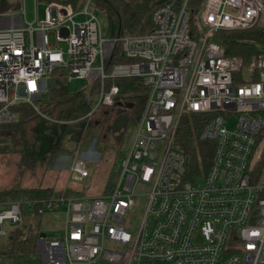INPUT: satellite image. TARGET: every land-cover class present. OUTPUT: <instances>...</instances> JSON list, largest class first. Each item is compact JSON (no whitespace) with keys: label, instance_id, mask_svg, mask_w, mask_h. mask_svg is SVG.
I'll return each instance as SVG.
<instances>
[{"label":"built area","instance_id":"built-area-1","mask_svg":"<svg viewBox=\"0 0 264 264\" xmlns=\"http://www.w3.org/2000/svg\"><path fill=\"white\" fill-rule=\"evenodd\" d=\"M93 1L82 10L50 4L41 22L26 23L20 10L0 14V125L15 122L11 108L20 105L49 120L39 103L52 73L64 70L67 83L99 88L83 120L114 106L119 90L107 80L141 79L149 91L136 138L108 193L0 203V238L22 227L24 206L63 208L62 229L38 235L42 264H264V57L226 58L211 41L264 26V0H203L194 32L191 0H164L147 34L114 38L103 36ZM116 50L125 63L107 70ZM185 118L212 149L192 180L175 143ZM71 168L89 175L79 156Z\"/></svg>","mask_w":264,"mask_h":264},{"label":"trees","instance_id":"trees-1","mask_svg":"<svg viewBox=\"0 0 264 264\" xmlns=\"http://www.w3.org/2000/svg\"><path fill=\"white\" fill-rule=\"evenodd\" d=\"M50 4H70L74 9L80 0H39ZM108 17L109 37L141 35L151 29L150 18L153 11L161 6L164 0H97ZM191 28L194 32L193 20L201 10L203 0H191ZM20 0H0V14L19 11ZM123 26L127 28L124 30ZM211 41L220 46L224 57H240L249 61L253 56L264 57V26L254 27L246 31H222L215 33ZM125 63L116 50L109 60L110 66ZM66 72L57 70L52 73L47 94L40 100V111L49 118L42 119L31 107L20 105L11 108L16 113L13 123L0 125V154L17 153L21 160L19 167L22 171L34 170L38 164L48 167L54 159L66 152L68 143L77 145L86 127L83 117L94 104L92 98L98 92L97 83L89 91L71 92L67 86ZM107 87H118L119 94L112 108L102 112L103 129H106L116 119L118 111L123 110L129 121L138 124L144 109L148 87L138 78L109 79ZM103 110V109H102ZM113 117L110 118L111 112ZM56 121V122H53ZM197 121L190 122L185 118L181 122L175 143L177 148L189 157V173L187 179L194 178L197 172L198 160L205 166L209 163L212 149L207 144L198 142L200 132ZM106 139V136H103ZM114 176L110 175L104 193L110 191ZM81 193L70 189L55 192L50 189H12L0 192V203L3 202H41L52 197H79ZM38 233L28 234L27 230L16 229L7 235L6 242L0 243L1 255H31L35 253Z\"/></svg>","mask_w":264,"mask_h":264},{"label":"rangeland","instance_id":"rangeland-1","mask_svg":"<svg viewBox=\"0 0 264 264\" xmlns=\"http://www.w3.org/2000/svg\"><path fill=\"white\" fill-rule=\"evenodd\" d=\"M84 1L85 0H80L76 4L78 10L83 9L82 6H84ZM19 10L24 11L26 23L34 22L35 15L41 22V20H44L46 17L48 5L44 2H40L39 0H20ZM89 11L97 16L101 25L103 36L108 38L110 35L106 11L99 7L97 0L92 2ZM150 24H152L151 19ZM123 28L124 30L127 29L124 26ZM123 35H125V33ZM89 83L90 80H72L67 83V86L71 92H87L92 89L94 84L92 83L89 85ZM105 87L109 88L107 85H105ZM98 92L92 96L94 103L98 100ZM102 109L93 115L90 120L84 119L86 127L78 144L73 145L69 142L66 152L58 155L48 167L46 164H44L45 167L40 164L34 170L22 171L19 167V161L21 160L19 154H0V187H6L5 184L8 182L10 186L22 189L23 183L27 180H31V182H33L32 184L36 185L43 181L41 183L42 185L48 184L49 186L56 187H60L62 185L65 187L67 186L66 188H71L74 191L76 190V192L90 198L101 195L103 189H105L107 185L109 176L113 175L114 179H116L121 159L131 148V144H133L138 130L136 124L131 122L128 123L126 129L122 131V139L119 143H117L115 138L116 135L107 133L105 132L106 129H103V124L101 123L103 118H101V114L107 109ZM113 113L114 111L111 112L110 118L113 117ZM189 121L192 122L193 120L191 119ZM96 122H99V124L95 125ZM103 136H106V139H103ZM85 152L93 160L87 161L82 159L89 175L85 179H80L74 174V172L70 173V168L74 165V160L77 158L78 154L80 157V154ZM67 165V169L55 170ZM8 178H10L9 181H7ZM196 182H201V179H197ZM15 183H17L18 186H16ZM32 184L28 186H31ZM139 203L141 206L143 201L139 200ZM23 210V225L21 228L23 230H27V233L30 235L31 233H38V235L43 234L46 237H50L53 233L60 231L63 227V223L65 221L63 208H61L59 212L43 213H38L37 210L31 211L26 206L23 207ZM134 215L138 217L140 215V210H136ZM5 242V238H0V243Z\"/></svg>","mask_w":264,"mask_h":264},{"label":"crops","instance_id":"crops-1","mask_svg":"<svg viewBox=\"0 0 264 264\" xmlns=\"http://www.w3.org/2000/svg\"><path fill=\"white\" fill-rule=\"evenodd\" d=\"M98 124H99V122H96L95 123V125H98ZM78 156H79V154H78ZM80 157L82 159H84V160H87V161H92L93 160L90 156L87 155L86 152L80 154ZM38 165H40V164H38ZM42 165L45 167L44 164H42ZM67 167H68V165L67 166H63V167H61L59 169H55V170H64V169H67ZM70 173H71V171H70ZM9 179L10 178H8L7 181H9ZM43 179H44V177H43ZM42 182L43 181H41L38 185H36V184H32L33 182H31V180H27V181H25L23 183L22 189L23 188H27V189L30 188L31 189V188L41 187V188H44V189L53 190L55 192L63 191V190H66V189H70V190L74 191L71 188H66L67 186L65 187V186L62 185L60 187H56V186H49L48 184L42 185L41 184ZM30 184H32V185L31 186H28ZM15 185L18 186L17 183H15ZM5 186L6 187H4V186L3 187H0V191H5L6 192L7 190H10V189H18V188H15V187L10 186L8 184V182H6ZM74 192H76V190ZM36 250H37V247H36ZM36 250H35V253H33L31 255H23V256L22 255H1L0 256V264H42L41 257H40L39 253Z\"/></svg>","mask_w":264,"mask_h":264},{"label":"water","instance_id":"water-1","mask_svg":"<svg viewBox=\"0 0 264 264\" xmlns=\"http://www.w3.org/2000/svg\"><path fill=\"white\" fill-rule=\"evenodd\" d=\"M128 123H129L128 116L125 114L123 110L120 109L117 113L116 119H114L113 123L106 128L105 132L115 134L116 142L119 143L123 137L122 131L126 129ZM0 209L2 208L0 207ZM40 236L44 237L43 234H40ZM100 264H108V263L101 261Z\"/></svg>","mask_w":264,"mask_h":264},{"label":"flooded vegetation","instance_id":"flooded-vegetation-1","mask_svg":"<svg viewBox=\"0 0 264 264\" xmlns=\"http://www.w3.org/2000/svg\"><path fill=\"white\" fill-rule=\"evenodd\" d=\"M126 114V113H125ZM129 123H130V121H129Z\"/></svg>","mask_w":264,"mask_h":264},{"label":"bare ground","instance_id":"bare-ground-1","mask_svg":"<svg viewBox=\"0 0 264 264\" xmlns=\"http://www.w3.org/2000/svg\"><path fill=\"white\" fill-rule=\"evenodd\" d=\"M145 34H147V33H145Z\"/></svg>","mask_w":264,"mask_h":264}]
</instances>
